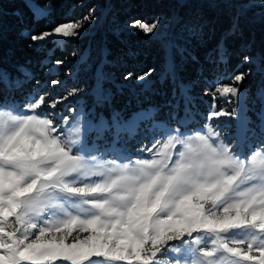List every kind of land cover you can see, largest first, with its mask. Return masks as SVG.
Returning <instances> with one entry per match:
<instances>
[{"label": "snow or ice", "instance_id": "obj_1", "mask_svg": "<svg viewBox=\"0 0 264 264\" xmlns=\"http://www.w3.org/2000/svg\"><path fill=\"white\" fill-rule=\"evenodd\" d=\"M92 19L29 38L59 46ZM160 23L127 26L155 36ZM251 72L218 74L207 123L167 128L139 159L89 148L80 123L55 111L76 89L0 102V264H264V135L245 149L240 137L233 145L216 130L220 118L245 126L237 109ZM258 95L264 103V90ZM260 118L264 134V110Z\"/></svg>", "mask_w": 264, "mask_h": 264}, {"label": "trees", "instance_id": "obj_2", "mask_svg": "<svg viewBox=\"0 0 264 264\" xmlns=\"http://www.w3.org/2000/svg\"><path fill=\"white\" fill-rule=\"evenodd\" d=\"M35 1L52 7L46 15L36 16L28 0H0V98L12 93L23 98L38 93L41 86L46 89L52 80L63 79L59 92L87 91L92 100L84 102L87 108L94 106L96 113L116 110L126 117L150 105L167 110L174 101H178V111H183L185 98L194 111L208 113L212 98L206 91L201 97V88L210 90L220 73L251 67L245 98L257 107L258 93L264 90V30L245 22L236 5L206 6L195 0L184 5L179 0ZM172 8L174 28L166 39L169 50L162 48L160 38L158 41L135 28L123 30L136 19L152 22L162 15L170 17ZM89 14L96 19L91 30L59 46L46 43L37 47L29 38L61 23L81 21ZM167 53L171 67L166 65ZM245 56L250 58L249 64L243 63ZM76 59L78 66L67 65ZM57 60L64 63L54 69ZM156 69H163V74L146 86L138 85L137 76ZM72 70L74 75L69 74ZM128 73L132 77L126 79ZM14 77L20 78V89L13 86ZM5 81L12 87H6ZM187 81L192 85L185 91L181 83ZM97 87L101 88L99 97L94 94Z\"/></svg>", "mask_w": 264, "mask_h": 264}, {"label": "rangeland", "instance_id": "obj_3", "mask_svg": "<svg viewBox=\"0 0 264 264\" xmlns=\"http://www.w3.org/2000/svg\"><path fill=\"white\" fill-rule=\"evenodd\" d=\"M188 0H179L181 5H184ZM202 2L206 6H215L220 4H233L236 5L237 11L240 12L241 18H245V22L250 21L255 28L264 30V0H195ZM29 4L32 8L38 9H47V11L43 14L46 15L48 11L51 9L52 5H43L39 4L35 0H28ZM174 8L170 10V17L166 15H162L159 17L161 21L159 32L157 35L153 36L148 34L149 36L157 37L161 41L160 45L162 48H167L169 50V42L166 41L169 36L171 29H173V16H174ZM95 11V10H94ZM36 16L38 15L35 12ZM71 22H79V21H71ZM96 19H92L89 27L83 25V28L80 30L81 36L82 34H87L89 30L93 27ZM145 22V21H143ZM150 23V22H149ZM131 27L127 25L123 30H130ZM78 36V37H79ZM77 38V37H74ZM64 39L60 44H62ZM159 47V45H158ZM159 53V50H158ZM165 54V53H164ZM78 59L66 62L69 66H78ZM170 56L167 53L166 56V65L171 67ZM60 66L55 63L54 69H58ZM90 66V65H88ZM69 74L74 75V71L72 70ZM163 74V69H156L155 71H151L150 75L145 77L144 80H140L139 83H143L145 86L150 84L154 77H159ZM60 81H63L56 79ZM20 82L19 77H14L13 86L16 85V82ZM52 85L44 89V87L38 88V93L41 92H52L56 98H60L62 96H66L68 92H59V85ZM181 88H185V91L192 85L191 81L182 82ZM20 85V84H19ZM129 86L135 87L132 84H128ZM44 86V83H43ZM246 81L243 82L242 92L243 96L240 101V107L237 109L240 111L243 109V115L245 117V126L241 127L236 121H229L226 118H220V124L216 128L217 131L220 132L221 137L225 141L231 142L233 145L236 143V137H240L243 141L242 147L245 149L247 147H251L253 144H258L262 135L261 132V118L260 113L264 110V103L261 102L259 98V102H257V107L254 108V104L249 105L245 98V88ZM20 89V87L18 88ZM205 88H201L198 94L202 97L204 95ZM13 90V89H12ZM17 90V89H16ZM18 91V90H17ZM72 91V90H71ZM69 91V92H71ZM85 92L78 91L77 94L73 97H70L67 100L58 103L55 111L59 113L61 116L68 117L70 121L76 123L77 121L80 123L82 128V139L87 143L89 148L96 147L99 148L101 152L108 151H118L124 155L131 156L134 159L139 158H147L148 153L144 152L143 149L146 146H151L154 140L163 139V132L167 128H180L181 131L184 129L181 128V121L187 120L190 130L197 129L202 125L207 123L205 117L208 115L207 112L203 109H199V112L194 111L195 109L189 107L188 100L185 98L184 100V109L183 111H178L179 109L176 107L178 101H174L173 104H170L167 110L162 108H158L155 105H150L148 107L140 108L136 111H133L129 116H123L120 112L112 111L107 114L102 111L96 113V109L94 106L87 108L85 102H89L92 100L91 95H88ZM107 95L110 93V89L107 90ZM34 93H30L28 96L23 98L16 97L13 93L9 95H5L3 98H0V102L5 100L12 101L16 105H24L28 102V97H30ZM95 95L101 96V88H96L94 91ZM186 96V95H185ZM192 96V95H189ZM205 96V95H204ZM85 101V102H84ZM194 102V101H193ZM203 103V102H202ZM223 102L221 100H217L216 104L219 107ZM195 105V103H193ZM226 110H231L234 104H223ZM186 107V108H185ZM231 138V139H230ZM112 158V157H109Z\"/></svg>", "mask_w": 264, "mask_h": 264}]
</instances>
